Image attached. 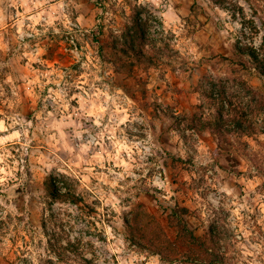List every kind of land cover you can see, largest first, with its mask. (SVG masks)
<instances>
[{"label": "rangeland", "instance_id": "374dc122", "mask_svg": "<svg viewBox=\"0 0 264 264\" xmlns=\"http://www.w3.org/2000/svg\"><path fill=\"white\" fill-rule=\"evenodd\" d=\"M249 47L264 0H0V264H264Z\"/></svg>", "mask_w": 264, "mask_h": 264}, {"label": "trees", "instance_id": "16d2710c", "mask_svg": "<svg viewBox=\"0 0 264 264\" xmlns=\"http://www.w3.org/2000/svg\"><path fill=\"white\" fill-rule=\"evenodd\" d=\"M147 35H146V32H144L143 34L140 35V37L137 39L133 38L135 42H133L132 44H129L126 48H125V51L126 53H129L130 55H134L136 57V59L138 61H146L148 60L149 63H151L152 61H154V58H152L151 56H149V54L146 52V48H145V45H146V40H147ZM240 51L241 53H245L246 55H248L249 57L253 58L255 60V62L257 63L258 65V68L261 70L262 74H264V60L259 56V53L256 51L255 48L253 47H249V49L247 50H244V48H240ZM246 84V83H245ZM247 89L254 94V99L257 100V98H263L264 95L262 94H259L258 95V91L252 87V86H247ZM224 95H221L220 94V98H219V101H220V105L218 107V111H217V114L215 116L214 119H207L205 121V127H209L211 129H215L217 132V134H225L226 135V132L227 131H233L231 130L232 128H229V123L228 121L229 120H226L227 117H226V114L227 112L229 113L231 110H235V113H233L234 115V118L232 119L233 122L231 123L232 127L234 128H237L239 132L241 131H246L247 129L245 128V122L247 120H249V117H250V112L248 110H243L241 109V106H237L235 105L232 101H229L226 97V93H225V90L223 91ZM216 95L215 94H212L210 97L212 99H216L215 97ZM234 105V106H233ZM237 117V118H236ZM231 120V121H232ZM202 126L198 125V126H193L194 129H199L201 128ZM229 130H226L228 129ZM250 129H253L255 130V128L253 127H250ZM252 130V131H253ZM53 187L55 188V184L54 182L52 183ZM55 193L57 194H60L62 192L58 191L56 188H55ZM148 237V239H151V237L149 236H146ZM157 243V242H155ZM157 246H160V244H156ZM62 255L61 252H58V258L59 260L62 259ZM88 261L90 259H87ZM54 260H49V264H54ZM217 262V261H215Z\"/></svg>", "mask_w": 264, "mask_h": 264}]
</instances>
